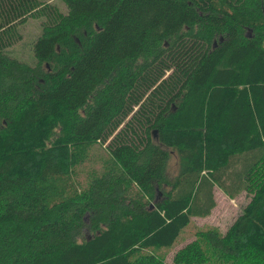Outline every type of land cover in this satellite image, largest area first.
<instances>
[{"label":"trees","instance_id":"obj_1","mask_svg":"<svg viewBox=\"0 0 264 264\" xmlns=\"http://www.w3.org/2000/svg\"><path fill=\"white\" fill-rule=\"evenodd\" d=\"M216 188L170 264H264V0H0V264H165Z\"/></svg>","mask_w":264,"mask_h":264},{"label":"rangeland","instance_id":"obj_2","mask_svg":"<svg viewBox=\"0 0 264 264\" xmlns=\"http://www.w3.org/2000/svg\"><path fill=\"white\" fill-rule=\"evenodd\" d=\"M53 4H55V6H60L58 1H53ZM40 22L41 19L36 20V18H30L26 21L24 26H20L18 33L22 37L21 40L17 43H14L13 47L8 48L6 52L9 56H11V58H16L18 61L25 63V65L35 64L33 63V53L32 50H30V47L31 43L39 38L41 29ZM81 148L82 147H79V149ZM90 150V152H92V156H90V159L80 167L79 173L81 178L84 177L89 169L91 170L93 165L100 164L101 158L106 156L105 152H103L101 149L94 150L91 148ZM96 160H98L97 164L95 163ZM178 168L179 162H177L176 158L170 157L166 164L167 172L173 175ZM218 189L219 188H216L214 194L216 207L210 212L211 214L208 217L190 220L186 229L182 232V234L179 235L178 242L173 245V247L165 251H155L157 254L161 255V257L166 258L165 264H170V260L176 254L178 249L190 243L192 239H194L196 233H201L206 230L219 231L218 233L221 235L227 233L233 221L242 215L243 209L247 208L250 201L252 200L250 194L247 193H241V195L238 197L236 196L233 199H227Z\"/></svg>","mask_w":264,"mask_h":264},{"label":"water","instance_id":"obj_3","mask_svg":"<svg viewBox=\"0 0 264 264\" xmlns=\"http://www.w3.org/2000/svg\"><path fill=\"white\" fill-rule=\"evenodd\" d=\"M152 134H153V137H155V132H153Z\"/></svg>","mask_w":264,"mask_h":264}]
</instances>
